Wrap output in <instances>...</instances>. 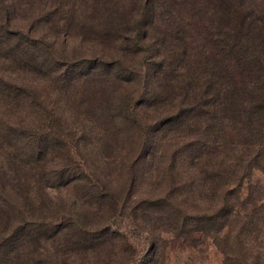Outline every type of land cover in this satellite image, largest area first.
Listing matches in <instances>:
<instances>
[{"label": "trees", "instance_id": "trees-1", "mask_svg": "<svg viewBox=\"0 0 264 264\" xmlns=\"http://www.w3.org/2000/svg\"><path fill=\"white\" fill-rule=\"evenodd\" d=\"M137 1L135 14L125 8L129 0L108 3L100 27L92 29L97 39H122L125 53L144 57L137 68L120 58L81 60L58 68L52 54L34 40L29 56L16 51L10 59L20 64L24 59L26 65L28 61L66 97L78 98L84 88L99 92L100 101L90 113L95 121L89 123L103 124L97 141L102 149L115 146L117 127L139 132L131 141L136 150L129 186L139 179L134 174L139 167L160 156L170 167H208L201 183L191 176L176 185L186 182L179 186L184 197L197 201L202 194L211 199V212L188 210L193 202L176 196L181 193L175 189L173 199L166 194L137 202L134 212L141 221L183 239L202 234L218 245L223 241L222 264H264V201L254 204L239 196L251 172L264 169V0ZM11 33L19 46L27 45L17 32ZM134 82L136 90H127ZM8 97L33 99L47 123L23 131L0 126V264H75L85 253L110 250L119 241L118 230L86 228L79 220H45L41 203L33 207L30 184L47 192L81 179L84 172L73 173L66 163L51 170L46 166L58 152L68 153L59 130L61 114L45 110L29 89L0 78V100ZM161 104L171 112L141 124L139 111ZM83 137L85 131L75 136ZM218 147L222 178L211 170L215 162L208 156ZM92 188L84 201L110 207L109 194L94 184ZM25 210L32 214L24 216ZM158 237L148 239L150 259L137 264H164L155 260Z\"/></svg>", "mask_w": 264, "mask_h": 264}, {"label": "rangeland", "instance_id": "rangeland-1", "mask_svg": "<svg viewBox=\"0 0 264 264\" xmlns=\"http://www.w3.org/2000/svg\"><path fill=\"white\" fill-rule=\"evenodd\" d=\"M112 1L114 0H0V78L29 89L45 110L51 114L54 111L61 114L59 130L63 132L62 136L69 149L68 153L63 154L60 151L53 156V159L46 164L49 170L60 167V163H66L65 165L73 173H77L80 169L84 172L81 179L66 181L63 185L47 192L40 191L38 187L30 184V194L35 204L33 207H37L38 202L41 203L40 211L45 220L65 224H68L66 221L79 220L86 228L118 230L119 241L115 242L110 250L85 253L81 255V259L77 258L75 264H137L142 258L150 259L152 256L149 253L151 250L148 239L156 238L157 233L159 236L156 241L159 246L155 257L157 262L222 264L220 248L223 241L218 245L202 234H195L186 239L175 237L160 232L158 228H151L147 222L140 220L137 211L134 212L136 203L141 199L166 194L173 199L175 195L172 194L175 189L176 193H181L176 196L181 199L188 197V202H193L187 207L188 210L195 209V212L199 213L211 212L213 210L209 208L213 203L211 199L200 194L199 197L193 196L198 197L197 201H194L192 196L184 197V189L179 187L186 184L191 176L192 178L198 176L196 182L201 183L205 175L204 169L208 167L204 164L199 167H190L189 164H175L170 167L168 159L162 161L160 156L148 165L139 167L134 173L139 179L129 186V166L136 150L131 141L138 139L139 132L128 127H117L116 133L119 135L116 138L119 140L115 146L102 149L97 141L102 136L100 132L103 130L100 129L103 124L89 123V120L95 121L90 113L97 105L96 101H100L99 92L91 93L93 90L84 88L78 98L66 97L53 85L47 74L37 71L28 61L26 65L23 59L21 65L10 59L12 53L16 51L22 56H29L32 52L31 40H34L42 49L46 48L52 54L58 68H60L59 64L75 61L91 59L106 61L116 58L122 59L127 65H131L130 67H139L144 57L125 53L122 50L125 48L121 43L122 39L103 42L93 36L92 29L100 27L102 17L106 16L103 10ZM129 1V5L127 2L125 8L131 14H135L138 1ZM169 2H183V0H169ZM101 6L103 9L100 10ZM11 32H17L23 42L26 39L28 47L26 43L19 46ZM153 40L151 37L149 42L153 43ZM153 49L157 51L158 48L153 45ZM136 86L138 85L134 82L128 84L126 88L133 92ZM120 91L122 92V89ZM13 100L9 97L6 101L0 100V126L7 125L9 128L23 131L46 122H43L41 117L43 112L39 111L38 103H33V99L32 101L28 97L26 101L21 102ZM168 111L171 112L169 106L161 104L141 109L138 115L141 124L152 123ZM82 131H85L86 137L76 140L75 136L77 137ZM1 154L2 149H0V159ZM208 156L215 162L213 167H210L211 170L222 178V147H218ZM248 178L243 181L239 196L242 199L249 198L254 204L263 202L264 169L253 170ZM182 181L186 182L176 185L177 182ZM93 184L109 194L110 207L99 205L96 208L84 201L86 196L93 192ZM104 188L106 191L103 190ZM10 199L9 196V201ZM10 204L15 205L12 201ZM31 214V211L28 213L25 210L23 215ZM262 231L260 229V232Z\"/></svg>", "mask_w": 264, "mask_h": 264}]
</instances>
